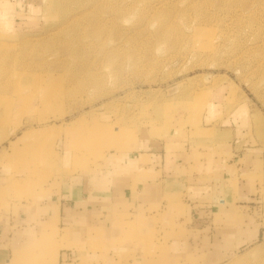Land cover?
Here are the masks:
<instances>
[{
    "label": "rangeland",
    "instance_id": "1",
    "mask_svg": "<svg viewBox=\"0 0 264 264\" xmlns=\"http://www.w3.org/2000/svg\"><path fill=\"white\" fill-rule=\"evenodd\" d=\"M165 1L105 3L123 11L100 31L109 13L76 21L88 9L79 2L0 0V216L153 140L223 163L234 150L252 208L219 210L215 230L194 234L180 257L163 246L170 227L130 259L264 264V0ZM232 121L236 144L223 131ZM114 131L128 134L121 149L104 147Z\"/></svg>",
    "mask_w": 264,
    "mask_h": 264
},
{
    "label": "crops",
    "instance_id": "2",
    "mask_svg": "<svg viewBox=\"0 0 264 264\" xmlns=\"http://www.w3.org/2000/svg\"><path fill=\"white\" fill-rule=\"evenodd\" d=\"M235 125L223 130L234 144L242 131ZM235 152L223 163L213 152L157 139L114 153L1 215L0 264H121L125 257L133 264L130 257L160 246L170 227L166 253H189L194 234L215 230L219 210L252 208L247 168L237 165L245 156Z\"/></svg>",
    "mask_w": 264,
    "mask_h": 264
},
{
    "label": "bare ground",
    "instance_id": "3",
    "mask_svg": "<svg viewBox=\"0 0 264 264\" xmlns=\"http://www.w3.org/2000/svg\"><path fill=\"white\" fill-rule=\"evenodd\" d=\"M67 1L68 0H59V2L61 4H64V2L67 3ZM70 1H71V3H78L79 2V3H82L84 6L88 7L87 10H85L83 13H81L78 16L76 21H78V19H84V18H87V17H91L92 15H96L98 12L102 13V14H108L109 13L106 16L105 19L98 20L97 23H98V26L100 28V31H103L104 28L107 27L106 26L107 23H108V25H110L114 21V19H117L119 14L122 13V11H123L121 9H118V10L115 11L114 9L110 8L111 7L110 5H108L107 7L104 6L105 3H107V4L108 3L109 4L110 3H114L115 0H70ZM165 2H167V1H165V0H157V4H159V5L166 4ZM147 3H150V0H148ZM122 132H120V131L118 132L117 131L115 133V131H114V133H111V136H113V137H111L109 142L104 144V147H106V148H117V149L123 148V146H125V144H126L125 143L126 140L123 138V136L125 135V137H126L128 134H126V133L122 134ZM26 135L27 136H25V138H27V139H29L30 136H33V134H26ZM116 138H121V140H118L117 142H115V141L112 142V139H116ZM122 138H123V140H122ZM84 148H85V146H84Z\"/></svg>",
    "mask_w": 264,
    "mask_h": 264
}]
</instances>
